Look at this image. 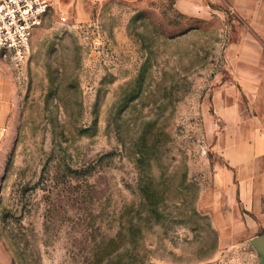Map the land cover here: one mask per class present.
Segmentation results:
<instances>
[{"label":"rangeland","instance_id":"obj_1","mask_svg":"<svg viewBox=\"0 0 264 264\" xmlns=\"http://www.w3.org/2000/svg\"><path fill=\"white\" fill-rule=\"evenodd\" d=\"M224 39L219 16L108 0L54 5L23 64L0 52V264H264V227L222 234L212 209Z\"/></svg>","mask_w":264,"mask_h":264},{"label":"crops","instance_id":"obj_2","mask_svg":"<svg viewBox=\"0 0 264 264\" xmlns=\"http://www.w3.org/2000/svg\"><path fill=\"white\" fill-rule=\"evenodd\" d=\"M105 1L54 4L86 21L94 5ZM168 1L183 16L223 20L225 71L209 98V128L219 161L214 167L212 209L228 219L220 228L222 234L264 227V0ZM13 93L12 78L0 60V129L12 112Z\"/></svg>","mask_w":264,"mask_h":264},{"label":"built area","instance_id":"obj_3","mask_svg":"<svg viewBox=\"0 0 264 264\" xmlns=\"http://www.w3.org/2000/svg\"><path fill=\"white\" fill-rule=\"evenodd\" d=\"M54 5V0H0V52L16 66L30 59L34 34Z\"/></svg>","mask_w":264,"mask_h":264},{"label":"water","instance_id":"obj_4","mask_svg":"<svg viewBox=\"0 0 264 264\" xmlns=\"http://www.w3.org/2000/svg\"><path fill=\"white\" fill-rule=\"evenodd\" d=\"M253 245L256 246L264 258V235L253 240Z\"/></svg>","mask_w":264,"mask_h":264}]
</instances>
